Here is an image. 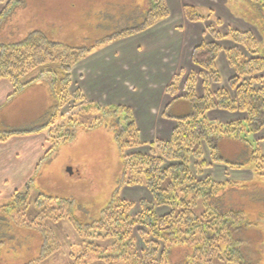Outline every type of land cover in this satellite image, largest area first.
Returning <instances> with one entry per match:
<instances>
[{"label":"trees","instance_id":"trees-1","mask_svg":"<svg viewBox=\"0 0 264 264\" xmlns=\"http://www.w3.org/2000/svg\"><path fill=\"white\" fill-rule=\"evenodd\" d=\"M18 2L0 0V5L3 4L0 24ZM257 6L255 11L259 20L264 0H258ZM183 13L185 19L193 22L205 21L210 17L199 14L189 5L183 7ZM168 17L165 0H149V8L139 23L105 36L98 43H110L141 33ZM214 24L205 27L211 40H202L192 49L191 61L197 72H190L183 79L182 74H176L165 87V93L173 98L171 103L184 102L190 108L186 115L176 117L169 140L140 141L131 109L125 105L101 106L89 102L85 106L86 112H101L98 122L88 127L101 122L113 132L122 167L117 190L94 218L85 211L77 216L70 199L38 194L33 202L36 216L28 228L42 233L44 241L39 255L25 264L38 263L57 247L46 240L50 233L42 227L41 222L47 218L68 221L81 238L76 248V262L69 264H86V255H94L98 264H162L161 259H156L160 249V257L166 259V255L173 253L176 256L167 264H214L215 260L227 264H252L240 249L241 233L255 223L248 221L242 209L226 205L223 198L224 192L235 190L240 182L230 179L216 181L209 175H202L212 163H223L229 168L251 167L255 177L264 178V152L259 145L260 140L251 138L264 128V55L260 53V45L253 32L229 28L222 33L217 28L219 20H214ZM223 39H228L232 45L224 48L221 44ZM94 46H68L37 30L19 43H0V79L11 83L13 94L34 82L37 74L27 79L33 69L40 68L38 75H52L54 107L45 122V140L50 145L46 151L47 158L75 136L72 124H63L62 120L57 122V119L62 115L59 114L60 109L66 106L69 99L74 102L83 100L80 91L68 90L71 70ZM221 52L234 71L226 86H220L221 77L216 65ZM181 80L182 94L177 95ZM198 80L201 81V95L196 93ZM211 110L238 113L243 117L227 122L215 121L207 116ZM13 133L16 134L0 131V142L6 141ZM225 137L247 146L246 163L230 161L220 155L218 142ZM254 142L256 144L253 145ZM203 145L209 152V161L203 156ZM137 147L147 149L138 151L135 149ZM126 150L130 151L127 153ZM191 159L194 160V172ZM126 185H143L151 196V200L139 201V211L135 215L129 213L133 203L119 196V189ZM27 196L26 190L15 191L10 202L2 207L0 225L5 226L3 229L0 227L2 238L10 233L7 232L9 224L14 223L11 213H20L27 207ZM160 207H166L168 211L159 215L156 208ZM136 233L146 246L140 255L133 236ZM3 241L0 239V247L5 244ZM98 241L107 244L103 246ZM176 246L184 250L187 247L190 252L185 251L182 255L180 248L173 250Z\"/></svg>","mask_w":264,"mask_h":264},{"label":"rangeland","instance_id":"rangeland-1","mask_svg":"<svg viewBox=\"0 0 264 264\" xmlns=\"http://www.w3.org/2000/svg\"><path fill=\"white\" fill-rule=\"evenodd\" d=\"M257 1L254 0V3H257ZM240 2L243 7L253 8L251 4L253 0H240ZM2 7L3 4L0 5V10ZM148 8L149 0H19L12 13L0 24V43H19L29 33L37 30L45 32L48 38L68 46L88 47L95 45L85 55L86 57L103 45L98 43V41L105 36L139 23L142 20L139 15L144 13V11L146 12ZM260 10H262L259 11L260 21L254 31L259 36L261 34L259 39L260 53L264 55V8L260 7ZM246 13L244 12V14ZM252 15L257 18L255 10H252ZM211 23L215 26L214 21ZM76 66L77 64L71 70L69 92L78 90H74L76 86ZM39 70L40 68L33 69L27 79H31L37 74L32 84L46 79V83L51 88L52 75H38L40 73ZM220 72L221 75L222 71ZM198 86L202 88L200 80L197 82ZM31 90L33 89L18 96L13 101L11 110L30 109L31 111L35 110V115H37V113H44L50 107H54L52 88L51 91L47 88L43 89V87ZM21 91L13 94L12 90L9 97L15 96ZM180 94H182V90H180ZM82 101L78 102L75 100L74 102L73 99H69L66 106L60 109L59 114L61 113L62 115L57 119V122L62 120L63 124L67 122L68 125L72 124L71 128L75 127L73 140L61 144L53 155L47 158L46 151L50 145L44 139L41 161L37 165L35 174L23 186L5 193V197L0 201L1 213L2 207L10 202L15 191L23 192L26 190L28 192L25 210L20 211V213H11V215H14V223H11V226L9 224L10 229L7 232L10 233L4 235L6 238H2L3 231L0 229V239L5 242L0 247V264H25L39 255L44 241L41 237L43 235L28 228L36 216L33 202L38 194L70 199L74 205L73 212L77 216H80V212L85 211L84 213L94 218L109 203L112 194L117 190L122 167L113 132L101 122L97 123V125H92L93 127H88L94 122H98L97 118L101 117V112L91 110L86 112L88 110H86L85 106H88L89 102L84 96ZM189 109V105H187L180 112V115H186ZM172 114H176V112L173 111ZM22 116L24 117L14 118L11 126H4L12 129L23 124L30 126L31 124L27 122V115L24 114ZM45 122L46 120L41 123V129L47 131ZM135 125L138 129L136 123ZM11 128H2L0 131L14 132ZM31 128H34V126H31ZM15 132L16 134L13 133L12 136L6 141L0 142V144L7 142L13 136L26 135L25 133L28 131ZM45 135H47V132ZM138 137L142 141L139 134ZM263 137L264 128L251 138L260 140L259 145L264 152ZM135 149L140 151L143 147ZM126 151L128 153L130 150ZM218 151L223 158L230 161L237 160L246 163L248 158L247 146L234 141L233 138H222L218 142ZM202 152L205 160L209 161L210 156L205 145L202 147ZM68 169H70V172ZM191 169L194 172L193 159H191ZM229 171H231L230 178L227 179L239 181L240 185L235 186L236 189L233 191L227 190L223 193L226 205L242 209L248 221L255 223L242 231V248L240 249L250 263L264 264V178L255 177L251 167L246 166L236 169L229 168L223 163H212L210 167L204 170L202 176L209 175L216 181L220 179L226 180V174ZM27 183L28 185H26ZM119 196L133 203L129 210L131 215H135L139 211L140 200H151L148 190L143 185L122 186L119 189ZM156 211L157 214L162 215L168 211V208L160 207L156 208ZM0 218L2 219L3 217ZM41 225L49 230L48 233L50 234L46 237L47 242L51 243L53 247H57L46 258L39 260L36 264H69L76 262V248L81 243V238L74 232L70 223L66 220L57 221L47 218L41 222ZM18 226L23 227L20 228ZM0 227L3 229L5 226L2 227L0 225ZM133 236L140 255V251L143 252L146 249L145 243L141 240V236L138 233ZM99 244L105 246L107 242H100ZM179 248L176 246L173 250H181L180 253L182 255L185 251L190 252L187 247V250H184L183 247ZM160 254L161 249L158 251L156 259L158 261L161 259L162 264H167L168 261L176 259L174 253L166 255L167 260L164 257H160ZM84 257L86 264L99 263L94 255H86ZM214 264L227 263L215 260Z\"/></svg>","mask_w":264,"mask_h":264},{"label":"crops","instance_id":"crops-1","mask_svg":"<svg viewBox=\"0 0 264 264\" xmlns=\"http://www.w3.org/2000/svg\"><path fill=\"white\" fill-rule=\"evenodd\" d=\"M165 3L169 10L168 18L157 22L146 31L101 45L76 66L74 90H80L91 103L129 107L142 142L170 138L176 117L181 116L180 112L186 106L183 103H171L173 98L165 93V87L176 74L186 76L190 72H197L191 61V52L202 40H211L205 25L217 19L218 28L222 33H226L229 28L249 30L253 32L258 42L261 36L254 31L260 21L258 16L254 18L252 15V10L258 7L254 0L251 3L253 8L241 6L240 0H165ZM185 5L194 7L203 16L209 15V19L188 21L183 13ZM144 13L139 16L143 18ZM221 44L224 48L232 45L228 39H223ZM216 65L218 71H222L220 86H226L234 71L222 52L217 58ZM181 81L178 84L177 95L181 90ZM42 87L51 91L50 85L44 79L9 97L13 87L8 80L0 79V129L11 128L4 125L11 126L14 118L24 117L22 116L24 114L27 115V122L31 124L11 128L14 132L25 130L28 132L23 136H13L0 144V201L5 197V193L23 186L30 180L41 161L47 132L41 129V123L46 120L51 107L37 115L35 110H11V107L18 96L30 89ZM196 93L201 95L202 88L196 87ZM166 108L169 109L167 115L164 113ZM173 111L176 114H172ZM207 116L220 122L243 117L241 114L222 110H211ZM31 126L34 128L30 129ZM146 149L143 147L141 151ZM230 173L231 171L227 172L225 179L230 178Z\"/></svg>","mask_w":264,"mask_h":264},{"label":"water","instance_id":"water-1","mask_svg":"<svg viewBox=\"0 0 264 264\" xmlns=\"http://www.w3.org/2000/svg\"><path fill=\"white\" fill-rule=\"evenodd\" d=\"M68 171L70 172V169H68Z\"/></svg>","mask_w":264,"mask_h":264}]
</instances>
